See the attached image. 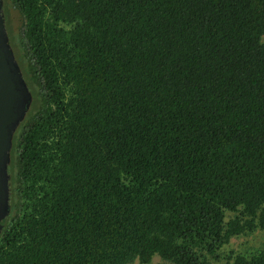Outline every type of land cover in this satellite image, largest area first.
Listing matches in <instances>:
<instances>
[{"label":"trees","instance_id":"1","mask_svg":"<svg viewBox=\"0 0 264 264\" xmlns=\"http://www.w3.org/2000/svg\"><path fill=\"white\" fill-rule=\"evenodd\" d=\"M3 10L32 101L13 135L0 264H210L264 230V0ZM225 264H264V251Z\"/></svg>","mask_w":264,"mask_h":264},{"label":"water","instance_id":"2","mask_svg":"<svg viewBox=\"0 0 264 264\" xmlns=\"http://www.w3.org/2000/svg\"><path fill=\"white\" fill-rule=\"evenodd\" d=\"M32 93L9 43L0 0V234L10 210V153L13 135L26 116Z\"/></svg>","mask_w":264,"mask_h":264},{"label":"rangeland","instance_id":"3","mask_svg":"<svg viewBox=\"0 0 264 264\" xmlns=\"http://www.w3.org/2000/svg\"><path fill=\"white\" fill-rule=\"evenodd\" d=\"M21 17L14 9H10V24L13 34L19 32L21 27ZM264 41V36L261 38ZM238 216L235 212L225 213V222L234 219ZM264 251V230L256 227L253 230H246L244 233L232 236L229 241L221 246L214 256H207V261L210 264H225L231 263L233 258L240 254L247 258ZM132 264H137V261ZM148 264H172L168 261L161 259L158 255H154Z\"/></svg>","mask_w":264,"mask_h":264}]
</instances>
